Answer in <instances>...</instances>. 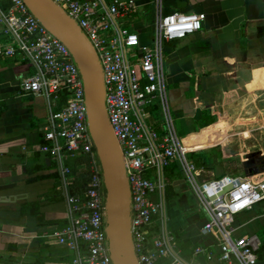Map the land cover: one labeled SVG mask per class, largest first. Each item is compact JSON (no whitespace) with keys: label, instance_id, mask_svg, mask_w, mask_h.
Listing matches in <instances>:
<instances>
[{"label":"built area","instance_id":"1","mask_svg":"<svg viewBox=\"0 0 264 264\" xmlns=\"http://www.w3.org/2000/svg\"><path fill=\"white\" fill-rule=\"evenodd\" d=\"M52 1L79 27L100 62L106 111L129 185L130 234L138 263L192 264L179 255L173 235L166 231L164 169L177 162L206 214L203 234L216 231L222 239L219 261L255 264L257 237L233 239L224 219L264 202V179L223 175L200 180L202 172L188 159L167 101L164 46L199 32L204 16L164 14L162 0H155L154 37L143 46L139 36L121 24L137 12L133 0ZM0 22L8 38L0 44V59L30 65L33 74L21 81L20 89L47 102L40 151L56 165L65 204V223L54 238L73 253L72 264H114L105 232L102 169L89 133L81 73L66 45L35 19L23 0H0ZM62 97L66 101L61 106ZM155 101L162 132L150 121ZM68 158L88 160L89 180L80 197L69 193ZM156 196L160 203L153 201ZM200 256L210 259L208 247L193 250V259Z\"/></svg>","mask_w":264,"mask_h":264},{"label":"crops","instance_id":"2","mask_svg":"<svg viewBox=\"0 0 264 264\" xmlns=\"http://www.w3.org/2000/svg\"><path fill=\"white\" fill-rule=\"evenodd\" d=\"M133 1L137 12L122 19L121 24L139 36L141 45H149L155 0ZM162 4L164 14L182 11L204 16L199 32L164 46L167 101L184 131L185 143L193 141L196 131L188 127L200 120L204 110H226L230 106L231 99L225 104L229 93L250 94L256 109L264 110V0H162ZM7 41L0 22V44ZM32 74L33 69L25 62L0 59V264H72L73 253L54 238L65 223L56 165L40 151L47 102L20 89L21 81ZM191 80L195 97L188 99ZM211 96H216L219 105L204 106ZM150 121L161 131L163 122L159 126L153 113ZM260 176L264 173L253 177ZM190 185L175 180L176 198L164 200L166 231L176 236L183 257L192 264H228L218 258L217 245L222 241L218 232L203 234L207 217L201 206L195 205L197 196ZM153 201L160 203L158 196ZM35 202L40 203V217L22 210ZM224 223L233 239L255 236L259 249L264 245V202L238 216L226 217ZM196 247H208L210 259H193ZM258 251L255 264H264V252L260 259Z\"/></svg>","mask_w":264,"mask_h":264},{"label":"water","instance_id":"3","mask_svg":"<svg viewBox=\"0 0 264 264\" xmlns=\"http://www.w3.org/2000/svg\"><path fill=\"white\" fill-rule=\"evenodd\" d=\"M23 2L49 33L66 45L81 73L89 133L102 169L109 255L114 264H139L130 234L129 185L106 111L102 70L97 54L79 27L52 0Z\"/></svg>","mask_w":264,"mask_h":264},{"label":"rangeland","instance_id":"4","mask_svg":"<svg viewBox=\"0 0 264 264\" xmlns=\"http://www.w3.org/2000/svg\"><path fill=\"white\" fill-rule=\"evenodd\" d=\"M152 36L154 37V26ZM166 96L168 97V94ZM215 98L216 96H211L210 103H204V106L209 105L210 108H213V106L219 105ZM228 99H231L232 103L229 104L230 106L227 105L228 108L226 110L223 108H219L220 111L217 110L219 118L214 126L210 127L209 132L205 131V129L196 131L198 129L195 125L188 127L189 130L196 131L193 141L189 142V144L185 143L187 138L184 131L176 118H173L175 119L178 137L185 149L188 150V154L215 151L222 156L220 160L221 167L216 168L215 171H206V174H201L200 180L223 175H244L247 173L243 168L248 157H264V128H262L264 126V110H261L262 108L256 109L255 101L252 100L250 94L234 95L229 93ZM153 118L159 126H162V115L160 112L153 114ZM227 156H235V159L227 160ZM241 158L243 159L242 163H239ZM262 178L264 179V177L260 176L258 179ZM181 179L185 180L189 186L187 179L183 175ZM189 194L185 195L186 198ZM194 203L201 206L196 197Z\"/></svg>","mask_w":264,"mask_h":264},{"label":"trees","instance_id":"5","mask_svg":"<svg viewBox=\"0 0 264 264\" xmlns=\"http://www.w3.org/2000/svg\"><path fill=\"white\" fill-rule=\"evenodd\" d=\"M182 12V11H181ZM174 13L170 11L166 14ZM193 86H194V80H191V92L187 94L188 99H193L195 97V93H193ZM66 99L65 97L61 98L60 105H64ZM228 97L225 98V104L229 103ZM159 110L158 106H154L152 109H150V114H155ZM216 112V113H215ZM210 111V110H204L201 113V118L198 122H196L195 126L197 127L199 131L201 129L209 128L213 126L217 119L219 118V114L217 111ZM160 132V131H158ZM162 132V131H161ZM259 155V154H258ZM235 156H227V160H233ZM188 159L194 164V167L197 171L206 172V171H215L216 168L221 167V159L222 156L220 153H217L215 151L211 152H202V153H193L188 154ZM235 159V158H234ZM242 158L239 160V163H242ZM246 163L244 164L246 174L237 175L234 174V176H244V177H253L258 174L264 173V157H248L246 159ZM65 166L69 169V178L72 179L69 185V193L73 196H82L85 192L88 180H89V173H88V160L85 158H68L65 162ZM182 171L180 166L177 162H171L165 169H164V181H165V200H172L176 198V194L174 192V181L177 179H181ZM22 210L26 213V210H28L27 214L34 216V217H40V203H32L27 204L22 207ZM24 213V214H25ZM182 232H179L181 234ZM174 238V246L176 251L179 253V255L186 261H189V258H185L183 256L184 253L181 251V247L178 244V240L175 235H173ZM185 251V250H184ZM262 252H264V245H262L261 249L258 251L259 258H262Z\"/></svg>","mask_w":264,"mask_h":264}]
</instances>
